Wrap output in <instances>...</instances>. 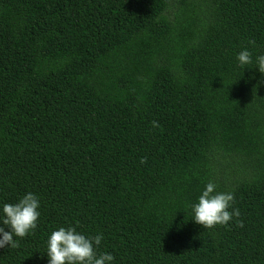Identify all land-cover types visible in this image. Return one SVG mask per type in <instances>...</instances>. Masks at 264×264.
<instances>
[{"label":"trees","instance_id":"trees-1","mask_svg":"<svg viewBox=\"0 0 264 264\" xmlns=\"http://www.w3.org/2000/svg\"><path fill=\"white\" fill-rule=\"evenodd\" d=\"M260 55L264 0H0V221L40 204L0 264H49L60 227L111 264H264ZM209 181L240 211L211 229Z\"/></svg>","mask_w":264,"mask_h":264},{"label":"clouds","instance_id":"clouds-1","mask_svg":"<svg viewBox=\"0 0 264 264\" xmlns=\"http://www.w3.org/2000/svg\"><path fill=\"white\" fill-rule=\"evenodd\" d=\"M254 45L255 41H249ZM237 59L241 66L252 63V54L245 48ZM258 70L264 73V55L256 58ZM154 127L159 125L153 122ZM147 162V157L140 160L141 164ZM235 203L232 192L217 191V184L209 181L202 194L198 198V203L192 206L194 222L205 228H213L217 225H227L233 217L239 218V209L233 208ZM40 204L38 198L31 192L21 198L18 203H5L2 208L3 220L0 221L9 228L5 231L0 227V249L7 247L16 248L18 243L15 237L24 238L31 230L37 227L40 216L38 211ZM229 209H232L229 211ZM237 225L243 227V221L237 219ZM103 239L102 235L87 237L76 231V228L60 227L51 233L48 240L47 256L49 264H111L114 257L111 254L97 253V247Z\"/></svg>","mask_w":264,"mask_h":264}]
</instances>
